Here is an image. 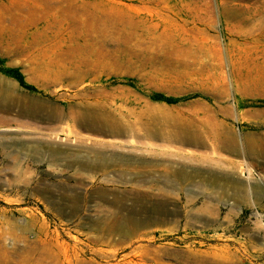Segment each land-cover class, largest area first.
I'll return each mask as SVG.
<instances>
[{"label": "rangeland", "instance_id": "1", "mask_svg": "<svg viewBox=\"0 0 264 264\" xmlns=\"http://www.w3.org/2000/svg\"><path fill=\"white\" fill-rule=\"evenodd\" d=\"M0 64V264H264V0H0Z\"/></svg>", "mask_w": 264, "mask_h": 264}, {"label": "trees", "instance_id": "2", "mask_svg": "<svg viewBox=\"0 0 264 264\" xmlns=\"http://www.w3.org/2000/svg\"><path fill=\"white\" fill-rule=\"evenodd\" d=\"M0 69H2L4 72H6V73L12 75L13 77H15L17 79V81L21 85H24L25 87H28L29 89H32V90L35 89L34 86L28 85V84H26V83L23 82L21 74L16 69L3 67V66H1V64H0ZM153 97L155 99H162L161 98V95L160 94H157V93H154L153 94Z\"/></svg>", "mask_w": 264, "mask_h": 264}]
</instances>
